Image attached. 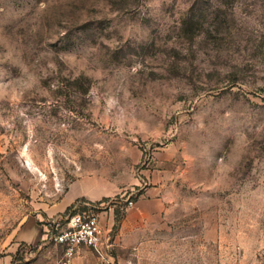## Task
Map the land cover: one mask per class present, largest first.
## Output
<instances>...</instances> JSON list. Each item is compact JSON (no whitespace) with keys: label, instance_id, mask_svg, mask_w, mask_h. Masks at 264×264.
Wrapping results in <instances>:
<instances>
[{"label":"rangeland","instance_id":"374dc122","mask_svg":"<svg viewBox=\"0 0 264 264\" xmlns=\"http://www.w3.org/2000/svg\"><path fill=\"white\" fill-rule=\"evenodd\" d=\"M0 264H264V0H0Z\"/></svg>","mask_w":264,"mask_h":264},{"label":"built area","instance_id":"2783aa9c","mask_svg":"<svg viewBox=\"0 0 264 264\" xmlns=\"http://www.w3.org/2000/svg\"><path fill=\"white\" fill-rule=\"evenodd\" d=\"M133 201H129L132 205ZM102 228L99 223V216L94 212L75 213L69 220L67 229H63L54 235L57 243L65 246V254L72 258L77 253L81 244L92 246L94 250L102 254L101 248Z\"/></svg>","mask_w":264,"mask_h":264},{"label":"trees","instance_id":"16d2710c","mask_svg":"<svg viewBox=\"0 0 264 264\" xmlns=\"http://www.w3.org/2000/svg\"><path fill=\"white\" fill-rule=\"evenodd\" d=\"M74 205H75V204H74ZM74 205H73V206H74ZM73 206L69 207L67 210L69 211Z\"/></svg>","mask_w":264,"mask_h":264}]
</instances>
